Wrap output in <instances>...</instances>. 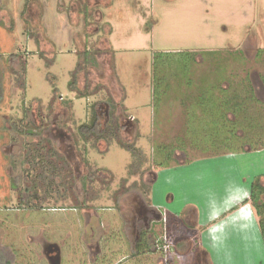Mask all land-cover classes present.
Returning <instances> with one entry per match:
<instances>
[{"label": "rangeland", "instance_id": "1", "mask_svg": "<svg viewBox=\"0 0 264 264\" xmlns=\"http://www.w3.org/2000/svg\"><path fill=\"white\" fill-rule=\"evenodd\" d=\"M84 50L94 54L93 64L81 56ZM20 60L26 61L23 88L10 70L21 71ZM78 63L86 69L77 72L71 91L68 83ZM223 69V79L232 70L238 79L250 76L259 97L264 96V0H0L4 258L13 260L11 264H49L44 247L56 243L62 264H99L103 259L104 264H212L210 258L213 264H264L257 217L244 204L245 195L238 194L242 181L248 182L249 192L253 176L264 173L263 154L213 157L190 146L186 136L190 114L183 104L198 96L203 80H214ZM100 85L106 89H98ZM108 95L116 104L121 139L133 142L145 157L136 174L129 172L131 153L116 141L99 140L94 147L79 138L77 128L95 110L100 124L106 123ZM193 112L202 117L199 106ZM42 140L50 141L65 159L66 169H61L72 173L78 201L86 186V206L64 197L65 177L48 173L45 162L44 174L51 179L48 193L44 196L41 185L40 199L34 198V161L24 159L31 144ZM183 143L186 156L176 151V162L160 169L153 193L131 186L134 181L151 184L164 158V144ZM185 160L187 165H178ZM89 170L95 173L91 181L86 178ZM121 179L128 189L116 204L113 195ZM164 191L171 194L170 199L164 194L165 207L153 206L149 196L163 197ZM236 194L242 199H232ZM140 204L149 211L141 238L147 250L133 261L137 228L144 226L137 214ZM192 205L213 219L211 232L190 227ZM165 210L175 221L169 223ZM154 211L161 216L156 218ZM199 235L203 241V236H215L211 256ZM97 243L104 248L102 258L96 255Z\"/></svg>", "mask_w": 264, "mask_h": 264}, {"label": "trees", "instance_id": "2", "mask_svg": "<svg viewBox=\"0 0 264 264\" xmlns=\"http://www.w3.org/2000/svg\"><path fill=\"white\" fill-rule=\"evenodd\" d=\"M15 56V55H14ZM82 57L87 58L91 64L94 63V54L91 51H83ZM21 71L10 69L18 77V83L21 88L24 87L25 79L24 73L26 72V61L20 60ZM85 64L78 63L71 71V79L68 83L71 91L76 89V74L78 71L85 70ZM218 74L214 80H203V85H200V91L197 93V97H193L189 100L187 106L190 111L189 120L186 121L188 126V132L186 136L189 139V145L197 148L202 154H208L209 156H217L230 153H241L249 151H258L264 148V102L260 97L257 96L255 87L249 76L242 79L236 78L237 73L235 70L230 73L228 79L221 77L223 70ZM2 73H0V103L3 101V84H2ZM17 80V78H16ZM192 79L189 81L191 82ZM202 81V80H201ZM206 81V84L205 82ZM226 82V86H222V82ZM193 84V82H192ZM264 88V79H262ZM192 86L191 83L188 84ZM105 88V86H98ZM96 90V89H95ZM94 90V92H95ZM199 90V89H198ZM54 93L56 89L54 88ZM81 95H87L88 92L81 90L78 91ZM93 92V91H92ZM93 92V93H94ZM166 92V91H165ZM216 93V94H215ZM161 94V92H160ZM55 95V94H54ZM195 95V94H194ZM107 100L109 110L107 111V121L104 125L100 124L99 114L95 110L92 112V116L88 123H84L77 128L79 138L85 142H90L92 146L96 147L99 140H114L123 149L129 151L132 155L131 163L129 164L130 174H136L140 170V166L143 163L145 157L142 151L136 147L133 142H125L120 137V130L122 125L119 118L116 115V104L112 100V97L108 95ZM195 100L193 101V99ZM264 99V98H263ZM55 96H52L50 103H53ZM160 100L162 96L160 95ZM159 100V101H160ZM93 106H95L93 104ZM199 106L202 111V117L196 116L193 112ZM187 113V114H188ZM197 129V131H195ZM193 130V131H192ZM194 136V139H193ZM181 147V148H180ZM186 144L176 145H164L162 152L164 154L163 160L158 164L169 165L170 163L176 162L174 154L176 151H183L186 154ZM29 158L34 161L35 181L32 183L33 196L35 199H40L37 192L38 187L41 185L45 187L43 189L44 196L48 193L47 187L50 185L51 179L49 175L45 173L43 164L48 163L45 168L48 173L53 175H62L63 186L66 190L64 197H70L74 205L86 206V198L89 195L87 188H84V198L82 201H78L73 191V175L72 173H63L66 169L65 159L59 155L56 149L53 147L50 141L42 140L31 144L30 149H27L25 155V161H29ZM53 158L62 161V165H55ZM53 162V163H52ZM42 164V165H41ZM40 166V170L39 169ZM56 166V169L54 167ZM63 168V169H61ZM68 169L72 172L71 168ZM53 172H52V171ZM57 171V172H56ZM62 173V174H61ZM86 178L91 181L90 177L95 173L90 171ZM71 176V178H70ZM67 177V178H66ZM141 177V174H140ZM48 179L49 181H46ZM44 182V183H43ZM126 179H121L120 187L114 192L113 199L117 204V200L121 194H123L128 188L125 186ZM13 184H16L15 182ZM133 187H140L146 193L150 192V184L148 185L144 181L133 182ZM21 202V199H19ZM37 202V201H36ZM244 203H249L257 217L258 231L260 239L264 242V174H259L253 177L249 185V195L244 200ZM145 234H142V237ZM142 241L145 243V239ZM146 244V243H145ZM264 244V243H263ZM139 245V244H138ZM146 248L142 251H137L133 256L141 255L147 250ZM149 246V245H148ZM142 248V247H140Z\"/></svg>", "mask_w": 264, "mask_h": 264}, {"label": "crops", "instance_id": "3", "mask_svg": "<svg viewBox=\"0 0 264 264\" xmlns=\"http://www.w3.org/2000/svg\"><path fill=\"white\" fill-rule=\"evenodd\" d=\"M251 78V77H250ZM252 81V80H251ZM193 86V85H192ZM191 86V87H192ZM261 88H262V93H264V88H263V84H262V80H261ZM190 87V88H191ZM255 90H256V94H260V92L258 91V89H257V87H255ZM259 94H258V97H259ZM262 97V96H261ZM260 97V98H261ZM262 98H264V96L262 97ZM183 106H184V110H185V114L186 113H188L189 111H190V109H188L187 108V106H188V104H187V102L185 103V104H183ZM186 128V127H185ZM187 128H188V126H187ZM165 145V144H164ZM177 151H179V150H177ZM179 152H181V153H183V151H179ZM246 153L248 154H252V156H253V154L255 153V154H258V157H260V153L261 154H263V156H264V148L263 149H261V150H258V151H247V152H241V153H232L231 155H241V156H246ZM184 154V153H183ZM185 156H186V154H184ZM225 155H227V154H222V155H217V156H225ZM213 157H216V156H213ZM194 160V159H193ZM201 160V159H200ZM204 160H206V159H204ZM192 161V160H191ZM188 160H185V162L184 163H181V164H178V165H181V166H184V164H188ZM172 165L171 164H169V165H166V166H164V165H161L160 164V166H158V168L159 169H155V177H154V180L151 182V184H150V189L152 190V193H153V187H154V182L158 179V177L160 176V169H162V168H167V167H171ZM169 169H171V168H169ZM263 170H262V172H264V167L262 168ZM158 171H159V173H158ZM236 176L238 177V178H240V173L237 171V169H236ZM262 174H264V173H262ZM257 175H259V174H257ZM244 176V175H243ZM256 176V175H255ZM252 177V176H251ZM254 177V176H253ZM247 178L248 179H250V177L247 175ZM253 179V178H252ZM251 179V180H252ZM240 180H241V178H240ZM243 180H244V177H243ZM242 181V180H241ZM244 184H242L241 186H240V189H239V191H238V194L239 193H243V195H245L246 196V194L247 195H249V192H247L246 191V186L245 185H247V183L248 182H246V180H244V181H242ZM251 182V181H250ZM250 185V184H249ZM151 190H150V192H149V194L151 193ZM162 194V193H161ZM164 194H165V196H166V198L167 199H170L169 198V196L171 195L170 194V192L168 191V192H166L165 193V191L163 192V197H161V196H155V195H150L149 197L153 200V203H155V204H153V206H163V207H165V204H163L162 203V201H163V199L165 198L164 197ZM238 194H236L232 199H236V198H238ZM243 195L241 196V197H239L238 198V200H240V199H242V197H243ZM243 197V199H246L247 198V196L246 197ZM228 199V198H227ZM245 204V203H244ZM243 204V205H244ZM248 204V203H247ZM162 207V208H163ZM165 212L167 213V217H172L174 214L170 211V212H167V210H165ZM220 212H222V210H220ZM159 213V212H158ZM219 213H216L215 215H214V217H216L217 215H218ZM189 217H190V227H199L200 228V232H201V227H204V228H206L209 232H211L210 230H211V228H212V226L215 224H213V219L212 220H208L209 219V214H205V215H201V213L199 212V210H198V208L197 207H194V205H192L191 206V209H190V211L188 212V214H187ZM172 221H175V220H172V218L169 220V223L170 222H172ZM214 237L215 236H213V238H211L210 236H209V238H206L205 236H203L202 238H204L205 240L203 241L202 239H201V235H199V239H200V244H201V247L202 248H207V249H209L208 250V252H209V256H211L210 255V253L212 252V246H214ZM200 246V245H199ZM210 261H211V263L213 264V262H212V260H211V258H210Z\"/></svg>", "mask_w": 264, "mask_h": 264}, {"label": "flooded vegetation", "instance_id": "4", "mask_svg": "<svg viewBox=\"0 0 264 264\" xmlns=\"http://www.w3.org/2000/svg\"><path fill=\"white\" fill-rule=\"evenodd\" d=\"M154 177H155V175L153 176V178ZM137 210H138L137 211L138 218H140V219H142V221H144L143 222L144 226H143V229H140V227L137 228L136 238H135V240H134L135 242L133 244L135 252H137L139 250L142 251L146 247L145 246L146 244L141 240V238H142V234H145V232L147 231L145 228L148 227V213H149L148 209L143 207L142 204H140V208H138ZM154 212H152V213H154ZM155 215H156V218L157 217L159 218L161 216V214H159V213L157 214L156 212H155ZM140 247H142V248H140ZM44 248H45L46 258H47L49 264H62L61 249H60L59 245H57L56 243H51V244H46V246ZM103 250H104L103 246L99 245V243H97L96 244V255L99 258L103 255ZM138 256H133L132 260L134 261V259H136L134 257H138ZM103 260L99 264H104ZM11 263H13V260H10L7 257L4 258L2 252H0V264H11Z\"/></svg>", "mask_w": 264, "mask_h": 264}, {"label": "built area", "instance_id": "5", "mask_svg": "<svg viewBox=\"0 0 264 264\" xmlns=\"http://www.w3.org/2000/svg\"><path fill=\"white\" fill-rule=\"evenodd\" d=\"M164 245L167 247L169 246V243H167L166 238H164Z\"/></svg>", "mask_w": 264, "mask_h": 264}, {"label": "bare ground", "instance_id": "6", "mask_svg": "<svg viewBox=\"0 0 264 264\" xmlns=\"http://www.w3.org/2000/svg\"><path fill=\"white\" fill-rule=\"evenodd\" d=\"M243 211V210H242Z\"/></svg>", "mask_w": 264, "mask_h": 264}]
</instances>
